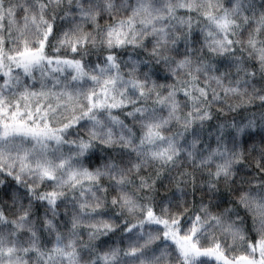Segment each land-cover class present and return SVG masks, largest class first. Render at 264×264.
Here are the masks:
<instances>
[{"label":"clouds","instance_id":"clouds-1","mask_svg":"<svg viewBox=\"0 0 264 264\" xmlns=\"http://www.w3.org/2000/svg\"><path fill=\"white\" fill-rule=\"evenodd\" d=\"M0 64L52 129L0 135V264H264V0H0Z\"/></svg>","mask_w":264,"mask_h":264},{"label":"snow or ice","instance_id":"snow-or-ice-1","mask_svg":"<svg viewBox=\"0 0 264 264\" xmlns=\"http://www.w3.org/2000/svg\"><path fill=\"white\" fill-rule=\"evenodd\" d=\"M41 46H43V41H41ZM34 51L30 48H24L20 53H17L16 55L22 57L23 59H26L28 62H31V60L36 59L37 57L29 55L30 53H33ZM23 63V60L21 61ZM0 70H2V64H0ZM5 75H8L7 72L4 73ZM97 105L100 104V101H95ZM17 107L13 111L9 112L7 107H5L0 101V135L7 134L9 132L15 131V132H26V133H32L34 135H40V134H47L49 132H52V129L47 127V125H40L39 123L29 125L26 120L20 118V113L23 111L19 107V101L16 102ZM29 114H31V109H29ZM7 115L9 119L5 120L3 117ZM51 196H55V193H49ZM147 215L152 217L153 219H156V217L153 216L152 210L149 209L147 212ZM191 249L199 252V251H207L212 252L213 249H199L195 243L191 245ZM219 255V254H218ZM238 261H246L247 264H252V262L247 257H238Z\"/></svg>","mask_w":264,"mask_h":264}]
</instances>
